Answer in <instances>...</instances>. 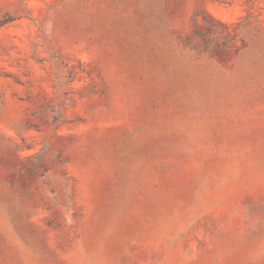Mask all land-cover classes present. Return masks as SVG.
I'll return each mask as SVG.
<instances>
[{"label":"rangeland","instance_id":"obj_1","mask_svg":"<svg viewBox=\"0 0 264 264\" xmlns=\"http://www.w3.org/2000/svg\"><path fill=\"white\" fill-rule=\"evenodd\" d=\"M0 264H264V0H0Z\"/></svg>","mask_w":264,"mask_h":264}]
</instances>
